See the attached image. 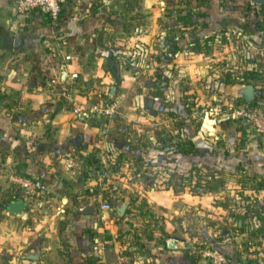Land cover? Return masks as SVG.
Instances as JSON below:
<instances>
[{
    "label": "crops",
    "instance_id": "crops-1",
    "mask_svg": "<svg viewBox=\"0 0 264 264\" xmlns=\"http://www.w3.org/2000/svg\"><path fill=\"white\" fill-rule=\"evenodd\" d=\"M250 4L260 7L253 0H66L53 19L37 11L20 16L15 0H0V202L7 204L17 198L5 201L1 197L6 190L1 186L3 179L12 172L46 181L53 177L81 180L77 167H82L84 155L88 159L91 150H100L101 160L110 158L115 143L106 137L101 143L96 141L99 126L88 116H81L76 103L86 99L76 91L90 84L87 79L92 70H97L104 80L113 78L109 73L115 71L112 59L124 52L118 44L120 39L136 38L137 45L144 44L145 38L157 39L153 45H146L147 50L151 47V52H156L148 64L153 84L163 86L162 82L176 80L178 70L185 74L178 80L188 78L186 65L177 63L181 52L220 54L218 84L235 91L226 96L251 100L259 95L258 87H264V12L245 15ZM155 6L158 15L153 14V22L159 21L161 8H169L171 21L160 30H150L143 24L144 7L155 12ZM186 10L195 13L189 16ZM66 54L69 59H65ZM77 72L84 79L74 77ZM166 111L177 120L175 108L169 106ZM208 123L205 126L209 132L217 129L212 120ZM184 125L182 133L197 148L194 153L184 152L186 159L193 162L194 156L203 157L198 155L207 152L208 146L200 142V132L193 134L191 120L184 119ZM231 131L233 137L243 134L244 139L239 146L224 147L214 163L241 165L253 172L263 169L264 155L258 137L237 123L231 125ZM168 143L171 146V141ZM124 149L129 150L128 146ZM170 151L169 147L168 156L173 153ZM144 191L153 213L146 220L150 221L152 235L145 239L143 229L147 223H142V219L132 223L136 224L142 243L126 239L122 244L117 237V230H127L130 222L136 220L134 217L141 215L136 213L140 209L125 208V227H121L102 205L77 202L67 210V204L51 205L33 210L36 215L31 214L28 222L23 220L27 218L25 210L9 213L8 218L14 221L7 234L0 220V264H191L182 249L155 252L156 244L161 246L153 239L157 229L167 234L168 242L176 225L171 226L174 222L170 219L171 223L164 221L165 215L160 214L166 213L151 198L163 202L168 199L169 190L144 187ZM5 210L7 206L1 212L6 214ZM137 245L144 247L138 251Z\"/></svg>",
    "mask_w": 264,
    "mask_h": 264
},
{
    "label": "rangeland",
    "instance_id": "rangeland-1",
    "mask_svg": "<svg viewBox=\"0 0 264 264\" xmlns=\"http://www.w3.org/2000/svg\"><path fill=\"white\" fill-rule=\"evenodd\" d=\"M153 8L155 12L151 7H144L143 24L150 30L153 27L155 30L167 27L171 21L167 15L169 8L159 10L157 22L156 19L152 21L153 14L158 15L157 7ZM130 9L135 13L134 6ZM135 39H118L121 43H117L124 52L112 59L115 71L109 73L113 74V78L104 80L97 70H92L91 78L87 79L90 84H85L82 91H76L86 99L85 102L76 103L80 106L78 111L81 116H88L99 126L96 141L101 143L106 137L115 143L116 148L110 158L101 160L100 150H91L88 159L87 154L83 156L82 167H77L83 176L81 180L53 177L55 179L46 181L39 176L44 187L32 192H25L11 178L26 174L12 172V175L8 174L3 179L1 186L6 190L1 197L5 201L12 197L27 200L28 204L22 210L27 215L23 219L26 222L31 214L35 217L33 210L66 204L67 210L73 204L90 202L91 205L104 206L113 221L125 227L122 211L125 208L127 211L140 209L136 213L141 215L134 217L136 220L130 222L127 230H117V237L121 238L122 244L126 239L139 244L142 242L138 239L141 236L136 226L137 219L147 223L143 229L145 239L150 233L152 235L150 221L146 220L153 213L149 210L150 202L145 200L144 187L165 188V191L169 190L168 199L161 202L153 196L151 198L166 213L160 214L165 215L164 221L171 223L170 219L175 223H171V226L176 227L170 232L172 240L168 242L167 234L157 229L153 239L161 242V246L156 244L155 252L182 249L191 264H264V213L257 211L254 218L250 214L255 212L252 208L255 201L264 202V168L253 172L241 165L214 163L224 147L240 145L243 134L233 137L231 125L237 123L238 126L240 119L234 115L235 109L247 104L239 97L226 96L235 91L218 84L222 70L218 65L220 54L201 56L189 51L179 53L177 63L186 65L188 78L178 80L179 76L185 75L183 70H178L176 80L162 82L165 85L159 86L153 84V77H150L152 68L148 67L155 55L152 53L156 52H151V47L149 50L146 48V45H153L157 39L145 38L144 44L139 42L138 45ZM77 75L74 77L83 78L79 73ZM93 103L115 105L110 114L97 113L90 109ZM169 106L176 109L177 120L168 116L166 107ZM259 107L264 109V104ZM206 118L209 122L212 120V124L218 126L217 129L209 132L205 126L209 124ZM184 119L188 122L191 120L193 134L200 132V142L208 146L207 152L198 155L202 158L194 156L197 162L186 159L187 152L184 153L190 147L188 143L185 144L187 138L182 133ZM240 122L241 129L258 137L264 155V133L257 132L245 120L240 119ZM186 124L189 127L190 124ZM125 146L129 150H125ZM169 147L172 150L170 153H173L168 156ZM6 206V203L0 202L2 229L7 230L10 225L13 226L11 222L14 219L8 218V210H5L7 215L1 212ZM30 208L32 210L27 212ZM143 208L146 213L142 215ZM137 246L138 251L144 247ZM146 250L144 252L148 253Z\"/></svg>",
    "mask_w": 264,
    "mask_h": 264
},
{
    "label": "built area",
    "instance_id": "built-area-1",
    "mask_svg": "<svg viewBox=\"0 0 264 264\" xmlns=\"http://www.w3.org/2000/svg\"><path fill=\"white\" fill-rule=\"evenodd\" d=\"M66 0H15V8L20 16H28L37 11L43 16L55 19L61 9V4ZM70 55L66 54L65 59H69ZM75 75V74H73ZM114 103L99 105L93 103L90 107L92 111L97 113H112ZM234 115L242 120L252 124L253 128L264 133V109L256 105H241L234 111ZM12 180L18 183L25 192H32L35 189L43 188L42 181L36 177L26 175L11 176Z\"/></svg>",
    "mask_w": 264,
    "mask_h": 264
},
{
    "label": "trees",
    "instance_id": "trees-1",
    "mask_svg": "<svg viewBox=\"0 0 264 264\" xmlns=\"http://www.w3.org/2000/svg\"><path fill=\"white\" fill-rule=\"evenodd\" d=\"M262 12H264V8H261V7H259V6H256V5H254V4H250L249 6H248V9H247V11H245V12H243L245 15H248V14H250V15H255V16H257L258 14H260V13H262ZM187 15L189 14V16L191 15V14H194L195 12H193V11H187L186 10V12H185ZM184 13V14H185ZM198 14H200V15H203L204 13H201V11L199 12H197ZM202 24L203 25H205L206 23L204 22V21H202ZM255 24H258V23H255ZM113 55V54H112ZM113 56H115V55H113ZM168 56H171V54L169 53V55ZM164 59H166V57H164ZM258 89H259V91H260V94L259 95H256L253 99H251V100H244L243 99V103H247V104H250V105H256V106H261V105H263L264 104V87H258ZM238 121V120H237ZM241 121H242V119H241ZM241 122H240V119H239V121H238V126H239V124H240ZM186 143H188V145L190 146V147H188V148H186L185 149V152H187V153H189V152H192V153H194V152H196V150H197V148H196V146H195V144L192 142V141H190L189 139H187V141L185 142V144ZM252 208H254L255 209V212H251L250 214H251V216L254 218L255 216H256V214H257V211H261V212H263L264 213V202H259V201H255L254 203H253V205H252ZM184 255L186 256V257H188V255L186 254V253H184Z\"/></svg>",
    "mask_w": 264,
    "mask_h": 264
},
{
    "label": "water",
    "instance_id": "water-1",
    "mask_svg": "<svg viewBox=\"0 0 264 264\" xmlns=\"http://www.w3.org/2000/svg\"><path fill=\"white\" fill-rule=\"evenodd\" d=\"M253 1L259 3L261 8H264V0ZM27 204L28 201L23 198L13 199L7 203V210L13 214H19Z\"/></svg>",
    "mask_w": 264,
    "mask_h": 264
}]
</instances>
